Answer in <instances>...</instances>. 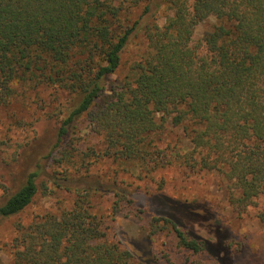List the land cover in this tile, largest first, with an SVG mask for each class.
I'll return each instance as SVG.
<instances>
[{
  "label": "trees",
  "instance_id": "obj_1",
  "mask_svg": "<svg viewBox=\"0 0 264 264\" xmlns=\"http://www.w3.org/2000/svg\"><path fill=\"white\" fill-rule=\"evenodd\" d=\"M133 7L140 8L135 18L125 13ZM210 16L216 22L194 42L195 26ZM140 32L146 49L117 82ZM19 86L65 92L71 103L55 137L37 140L29 157L12 164L0 224L23 212L46 181L76 198L62 214L17 223L16 264H152L109 239L93 209L95 194L135 199L123 182L92 170L88 154L77 161L69 141L85 117L105 139L104 157L150 170L178 163L217 171L242 208L264 196V0H0V101L8 104ZM168 123L182 129L188 150L160 146L156 136ZM160 221L213 264L242 245L232 233L217 244L167 214L153 217V233Z\"/></svg>",
  "mask_w": 264,
  "mask_h": 264
},
{
  "label": "rangeland",
  "instance_id": "obj_2",
  "mask_svg": "<svg viewBox=\"0 0 264 264\" xmlns=\"http://www.w3.org/2000/svg\"><path fill=\"white\" fill-rule=\"evenodd\" d=\"M167 12L168 8L164 7L156 15V22L163 24ZM125 13L135 18L140 8L133 7ZM215 22V16L199 22L192 40L199 41ZM146 45L145 35L140 32L123 54L122 65L114 75L117 82L141 58ZM70 103L68 93L57 96L52 89L33 91L20 86L8 104L0 101V197L12 182V164L29 157L37 140L55 137ZM156 139L161 147L168 144L183 150L191 147L182 129L170 123ZM69 143L78 148L74 151L77 161L88 154L86 161L92 170L127 186L130 196L127 198L135 200L121 201L108 192L93 195L91 201L103 221L107 237L130 248L141 260L152 264L214 263L208 255L185 248L168 226H162V221L158 223L160 230L152 232L153 217L167 214L174 216L182 227L217 244L220 235L229 238L235 235V242L242 245L234 256L223 257L225 264H264V222L260 217L264 213V196L242 208L233 201L234 185L217 171L193 170L178 163L150 170L140 163H121L104 157L105 139L93 130L87 117L78 123ZM57 165L58 161L54 160L53 166ZM46 183L47 186L39 184L36 196L23 212L0 224V257L5 264H16L13 239L18 222L28 223L41 215H59L73 206L75 191Z\"/></svg>",
  "mask_w": 264,
  "mask_h": 264
}]
</instances>
